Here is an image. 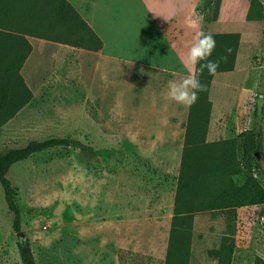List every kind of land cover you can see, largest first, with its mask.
I'll list each match as a JSON object with an SVG mask.
<instances>
[{
	"label": "rangeland",
	"instance_id": "1",
	"mask_svg": "<svg viewBox=\"0 0 264 264\" xmlns=\"http://www.w3.org/2000/svg\"><path fill=\"white\" fill-rule=\"evenodd\" d=\"M74 1L76 7L68 3L103 48L63 50L31 40L36 52L24 73L33 100L0 131V153L71 138L97 156L59 148L10 170L22 230L14 231L0 186V264H22L19 245L27 243L37 264H165L190 108L168 97L167 82L195 74L186 59L193 31L174 18L154 22L139 0ZM203 4L194 11L195 35L213 24L205 22ZM241 10L225 0L221 23L244 42L239 72L211 82L208 144L256 128L264 137V21L250 24ZM257 161L264 186V154ZM233 181L240 186L245 176ZM189 222V264H217L208 252L224 235L236 241L233 264L264 259V207L190 214L181 227Z\"/></svg>",
	"mask_w": 264,
	"mask_h": 264
},
{
	"label": "trees",
	"instance_id": "2",
	"mask_svg": "<svg viewBox=\"0 0 264 264\" xmlns=\"http://www.w3.org/2000/svg\"><path fill=\"white\" fill-rule=\"evenodd\" d=\"M249 1L248 22L264 21L257 0ZM223 0H204L201 14L206 23L219 20ZM216 47L208 59L219 62L215 74L198 73L204 89L189 108L186 139L180 165L174 215L171 223L165 264H189L191 222L181 227L190 214L237 213L241 209L264 207V186L255 176L261 171L257 156L264 154V137L259 129L243 131L236 138L206 143L211 117L208 93L215 75L235 70L240 34H211ZM26 37L61 44L74 49L100 52L103 43L67 0H0V131L33 100L21 71L32 53ZM230 49V53L227 51ZM59 148H74L87 159L97 154L71 138L32 140L21 148L0 153V186L13 216V229L20 233L22 217L17 206V191L8 179L10 170L32 156ZM245 176L238 186L234 177ZM236 241L230 235L221 238L219 248L208 252L217 264H233ZM22 264H37L30 244L19 245ZM254 264H264L256 257Z\"/></svg>",
	"mask_w": 264,
	"mask_h": 264
},
{
	"label": "crops",
	"instance_id": "3",
	"mask_svg": "<svg viewBox=\"0 0 264 264\" xmlns=\"http://www.w3.org/2000/svg\"><path fill=\"white\" fill-rule=\"evenodd\" d=\"M68 1L71 2L73 6L76 7V2L74 0H68ZM199 1L200 0H139V3H140V6H142L143 12L149 14L154 22H157L160 24H166L167 22H169L171 19L174 18L177 20V23H178L177 26L181 25V23L182 25L185 24L188 27V30L190 31V33L193 31L192 39L194 40L195 38L194 29H198L199 24L197 22L196 26L192 27L189 24V20H195L194 11ZM232 1L235 3H238L241 6V9H242L241 13H243L242 15L244 16V19L246 20L249 7H250L249 2L247 0H232ZM224 2L225 0H223L219 20L211 25H208L211 29L208 30L207 34H214V35L216 34H240L237 31L225 30L224 28L225 24L221 23L222 20L224 19ZM77 11L80 13L78 9ZM248 23L259 24V22H248ZM89 26L93 29L91 25ZM213 26H215V28H212ZM26 39L33 47L31 56L36 52L35 46L31 41L32 39L37 40L38 42H40V44H44L43 46H45V44H50V45L55 46L56 48L58 47L62 48L63 50H74V48H70L67 46H63L61 44H56V43L48 42V41L37 39V38L26 37ZM243 42L244 41H243V36H242L240 45H239V51L237 55L235 70L232 73L223 74L224 76L236 74L237 72H239V66L241 64V53L243 49ZM30 57L25 63L21 71V75L24 78L25 83L27 84L28 88L33 93V86L31 85V83H29V79L25 76V73H24L25 67L28 64ZM40 76H41V73H39L38 71H35L34 77H40ZM254 81L256 82V80L255 79L253 80V84H254ZM214 84H216V82H214ZM249 209H253V208H245L239 211L249 210Z\"/></svg>",
	"mask_w": 264,
	"mask_h": 264
},
{
	"label": "clouds",
	"instance_id": "4",
	"mask_svg": "<svg viewBox=\"0 0 264 264\" xmlns=\"http://www.w3.org/2000/svg\"><path fill=\"white\" fill-rule=\"evenodd\" d=\"M264 4V0H260ZM192 27L196 26L195 20H189ZM216 47V41L211 34L203 31H198L195 35L194 42L187 54V62L193 66L198 65V73L207 70L210 75L216 73L219 62L208 59L212 56ZM230 53V49L227 50ZM168 97L181 105L191 106L196 103L198 99L197 93L204 89L200 79L197 76L189 73L186 78L181 80L170 79L167 82Z\"/></svg>",
	"mask_w": 264,
	"mask_h": 264
},
{
	"label": "water",
	"instance_id": "5",
	"mask_svg": "<svg viewBox=\"0 0 264 264\" xmlns=\"http://www.w3.org/2000/svg\"><path fill=\"white\" fill-rule=\"evenodd\" d=\"M79 152H80V151H79ZM17 237L20 238V237H23V235H22V234H18Z\"/></svg>",
	"mask_w": 264,
	"mask_h": 264
}]
</instances>
